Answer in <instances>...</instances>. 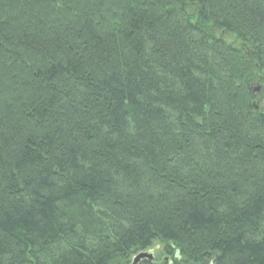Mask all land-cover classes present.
<instances>
[{"label": "trees", "instance_id": "trees-1", "mask_svg": "<svg viewBox=\"0 0 264 264\" xmlns=\"http://www.w3.org/2000/svg\"><path fill=\"white\" fill-rule=\"evenodd\" d=\"M257 83L264 0H0V264H264Z\"/></svg>", "mask_w": 264, "mask_h": 264}, {"label": "rangeland", "instance_id": "rangeland-1", "mask_svg": "<svg viewBox=\"0 0 264 264\" xmlns=\"http://www.w3.org/2000/svg\"><path fill=\"white\" fill-rule=\"evenodd\" d=\"M193 21H196L195 18H193ZM214 36L221 37L229 45L237 49L239 48L241 52L243 51L247 52L249 49L248 47H245V48L240 47L241 42L237 40L236 37L230 34H226V33L224 34L220 30H216ZM256 88H259V91L255 92V95H258V96L256 97L254 103L256 104V109L264 113V85H262V83H257L256 85L253 86V89H256ZM145 253L153 255V259L149 262H154L156 264H163L166 262L168 264L172 263L171 260H168V258L163 255V245L159 243L154 244L149 250H146ZM143 261H147V260H142L141 262ZM119 264H122V263H119ZM129 264H132V263H129Z\"/></svg>", "mask_w": 264, "mask_h": 264}, {"label": "water", "instance_id": "water-1", "mask_svg": "<svg viewBox=\"0 0 264 264\" xmlns=\"http://www.w3.org/2000/svg\"><path fill=\"white\" fill-rule=\"evenodd\" d=\"M259 91V88L255 89V92ZM153 259V255L148 254V253H140L138 255H136L133 258L132 264H139L142 260H148L151 261Z\"/></svg>", "mask_w": 264, "mask_h": 264}, {"label": "bare ground", "instance_id": "bare-ground-1", "mask_svg": "<svg viewBox=\"0 0 264 264\" xmlns=\"http://www.w3.org/2000/svg\"><path fill=\"white\" fill-rule=\"evenodd\" d=\"M240 45H241L240 47H244V48L247 47V46H246L245 44H243V43H240ZM233 48H235V47H233ZM236 49H237V48H236ZM238 50H240V49L238 48ZM252 91H253V93L255 94V89H253ZM253 106H254V108L256 109V104H255V103H253Z\"/></svg>", "mask_w": 264, "mask_h": 264}]
</instances>
